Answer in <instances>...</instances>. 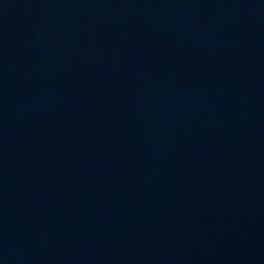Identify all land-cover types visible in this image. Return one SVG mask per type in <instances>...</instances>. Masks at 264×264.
<instances>
[{
	"label": "water",
	"instance_id": "95a60500",
	"mask_svg": "<svg viewBox=\"0 0 264 264\" xmlns=\"http://www.w3.org/2000/svg\"><path fill=\"white\" fill-rule=\"evenodd\" d=\"M0 264H264V0H0Z\"/></svg>",
	"mask_w": 264,
	"mask_h": 264
}]
</instances>
